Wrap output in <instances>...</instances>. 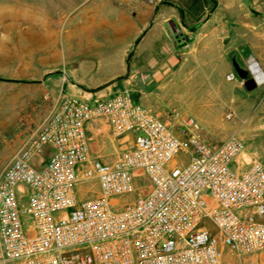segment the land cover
Returning <instances> with one entry per match:
<instances>
[{"label":"built area","instance_id":"obj_1","mask_svg":"<svg viewBox=\"0 0 264 264\" xmlns=\"http://www.w3.org/2000/svg\"><path fill=\"white\" fill-rule=\"evenodd\" d=\"M40 110L0 172L5 264H230L225 251H264V163L237 135L211 142L192 118L176 134L128 87L61 90ZM96 122L113 159L91 148Z\"/></svg>","mask_w":264,"mask_h":264},{"label":"crops","instance_id":"obj_2","mask_svg":"<svg viewBox=\"0 0 264 264\" xmlns=\"http://www.w3.org/2000/svg\"><path fill=\"white\" fill-rule=\"evenodd\" d=\"M18 2L20 12L25 1ZM65 4V11L56 15L51 12L52 23L60 19L66 21L63 32L57 29L52 35L51 47L46 49L51 51L54 65L60 66L55 70L56 79L60 77L63 81V89L60 88L58 94L62 89L80 98L106 96L111 94L107 91L112 85L121 80L142 83L144 89L138 101L143 102L149 100L147 96L153 95V91L165 90L190 74L194 66L201 68L207 81L216 66L223 67L224 78L235 82L236 76L229 69L235 51V65L251 70L258 78L254 88L260 89L256 105L249 103L246 97L233 98L227 93L231 101L236 99L237 105L240 104L237 113L243 135H235L243 142L258 139L257 145H264V0H82L79 3L68 0ZM3 47L15 48L16 45L0 43V55ZM45 57L39 56L40 62L36 64L22 53L13 71L9 64L0 70V75L7 74V79H0V97L3 90L9 92L6 98L12 116L8 140L19 142L23 128L27 124L34 125L39 117L41 107L35 101L42 94L44 83L36 78V66H47L41 62ZM100 73V78L94 77ZM230 73L233 78L228 77ZM237 82L241 89H254H246L240 78ZM86 88L91 90L86 91ZM216 92L221 93V90L218 88ZM89 130L92 150L103 159H113L106 155L117 154L118 146L108 127L96 122ZM212 130L202 135L211 142L226 138L216 139ZM245 147L262 162L264 157L260 153L247 148L246 144ZM250 258L254 263H264V254ZM0 264H5L1 254Z\"/></svg>","mask_w":264,"mask_h":264},{"label":"rangeland","instance_id":"obj_3","mask_svg":"<svg viewBox=\"0 0 264 264\" xmlns=\"http://www.w3.org/2000/svg\"><path fill=\"white\" fill-rule=\"evenodd\" d=\"M23 1L25 2L22 5H25V7L19 12L18 6L21 4L18 0H0V43L5 42L16 45L15 48H2V55H0V70L3 69V66L8 67L9 64L11 67L10 70L13 71V66L17 63L18 55H22V53L26 54L28 61L36 62V64L40 62L38 59L39 56H47L41 60V62L47 64V66H36V78L44 84L43 92L36 97L35 102L38 103L42 109H45L49 103L56 98L59 89L62 88L63 82L60 81V77L59 80L56 79L58 78V72L55 70H59L60 66L54 65L51 51H47L46 49L51 47L53 33H55L57 29L59 33L63 32L66 20L60 19L58 23H56L55 20V23H52L53 20L50 16L52 10L55 15L61 11H65V3L68 0ZM74 1L79 3L82 0ZM52 5L55 7L54 9H52ZM241 8L246 10L245 5H242ZM5 33H7V39H4ZM24 46L25 50H23ZM19 47L23 51L19 52ZM236 54L235 51L232 53L231 60L229 61V69L234 72L238 80L239 77L235 71V62L233 61V56ZM8 56H10V59L7 58ZM237 59L241 61L239 55H237ZM239 60H237V62L240 65L241 62ZM224 71L225 69L223 67L216 66L214 72L209 77L210 80L207 81L208 78L202 75L201 68L194 66L192 72L182 76L181 80L175 81L165 88V90L160 89L158 91H153V95L147 96L149 100L139 102L153 111L159 114L161 113V118L170 121V129L176 134L178 133V128L175 126V123L184 121L187 118H192L199 124L202 132H210L212 129V131L215 130L217 135L216 139H223L231 134H238L241 137L243 135V130L241 129L237 113V106L240 104L237 105L236 99L231 101L227 93L231 94L233 98L238 96H242L243 98L246 97L249 103L256 105L257 97L260 95V89L254 88L250 91L241 89L237 80L234 82L224 78L222 74ZM28 73L30 74L29 71ZM101 76V73L94 75L95 78H100ZM0 77L7 79V74H1ZM27 78L29 77H26V79ZM124 87H128L132 90V94L137 101L142 95L141 91L144 89V85L140 82H123L118 80L112 85L111 89L107 91V94ZM218 88L221 90V93L216 92ZM90 90V88H86V91ZM1 94L0 171L7 164L11 156L17 152L20 146L19 142L16 140H8L6 137L11 133L12 116L10 115L9 104L6 98L9 92L3 90ZM250 94L251 96H249ZM92 96H94V94ZM144 98H146V96ZM148 102H150V104ZM229 113L232 115L231 118L226 117ZM251 141L252 140L249 139L244 140L247 148L260 153L264 157V145L258 146V139H256V141ZM260 154H257V156L260 157ZM115 155L116 153L113 152L112 154L107 153L106 156L107 158H111L115 157ZM262 162L264 163V159H262ZM132 197H134V194H131L130 198ZM261 254H264V251ZM225 258L230 264H257L252 262L253 259L250 257L239 258L231 255L227 251H225Z\"/></svg>","mask_w":264,"mask_h":264},{"label":"water","instance_id":"obj_4","mask_svg":"<svg viewBox=\"0 0 264 264\" xmlns=\"http://www.w3.org/2000/svg\"><path fill=\"white\" fill-rule=\"evenodd\" d=\"M234 68H235V71L238 74L239 78L243 80V84H244L246 89L250 90L257 85L258 78L256 76H254L253 74L250 78L246 79L247 72L249 70H245V69L239 67L238 65H235ZM242 71H243V73H242ZM251 73H252V71H251ZM0 79L5 80L4 78H1V77H0Z\"/></svg>","mask_w":264,"mask_h":264},{"label":"flooded vegetation","instance_id":"obj_5","mask_svg":"<svg viewBox=\"0 0 264 264\" xmlns=\"http://www.w3.org/2000/svg\"><path fill=\"white\" fill-rule=\"evenodd\" d=\"M241 68H242V67H241ZM245 70H247V69H245ZM242 73H243V71H242ZM251 76H252V74H251V70H249V71L247 72L246 79L250 78Z\"/></svg>","mask_w":264,"mask_h":264},{"label":"bare ground","instance_id":"obj_6","mask_svg":"<svg viewBox=\"0 0 264 264\" xmlns=\"http://www.w3.org/2000/svg\"><path fill=\"white\" fill-rule=\"evenodd\" d=\"M251 69L253 70V71H255V68L253 67V66H251ZM255 73V72H254Z\"/></svg>","mask_w":264,"mask_h":264},{"label":"trees","instance_id":"obj_7","mask_svg":"<svg viewBox=\"0 0 264 264\" xmlns=\"http://www.w3.org/2000/svg\"><path fill=\"white\" fill-rule=\"evenodd\" d=\"M134 97V96H133ZM135 99V98H134ZM136 100V99H135ZM137 101V100H136Z\"/></svg>","mask_w":264,"mask_h":264}]
</instances>
